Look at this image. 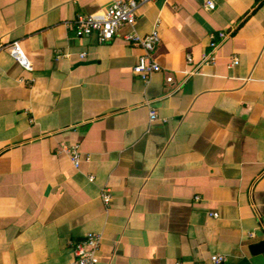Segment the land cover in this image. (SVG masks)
<instances>
[{
	"label": "crops",
	"instance_id": "obj_1",
	"mask_svg": "<svg viewBox=\"0 0 264 264\" xmlns=\"http://www.w3.org/2000/svg\"><path fill=\"white\" fill-rule=\"evenodd\" d=\"M113 1L0 0V41L31 64L0 52V264H73L88 232L98 264H264V0H155L109 42L77 35ZM158 21L147 83L126 36Z\"/></svg>",
	"mask_w": 264,
	"mask_h": 264
},
{
	"label": "built area",
	"instance_id": "obj_2",
	"mask_svg": "<svg viewBox=\"0 0 264 264\" xmlns=\"http://www.w3.org/2000/svg\"><path fill=\"white\" fill-rule=\"evenodd\" d=\"M155 0H114L109 8L102 12H96L92 14H79L74 19V25L76 27L78 36H86L91 34H97L100 43H106L111 41L118 31L123 26H134L136 24L138 10L145 4ZM205 6L212 10L215 8L214 0H206ZM159 21L156 23L153 30L146 35H140L137 32H132L126 37L136 46H140L143 53L138 57V61L135 64L133 71L136 75L142 78L145 82L149 83L154 73L162 70V67L155 61L154 53L157 47L160 45L161 37L158 31ZM222 40L226 39L230 33L220 32ZM212 50L202 55V64H213L216 59V49L218 43L211 42ZM9 49L16 60L25 68H31L30 61L25 56L18 41L3 42L0 41V52ZM66 54L62 52L57 53V58H60ZM82 57L86 56V53L81 54ZM188 63L193 62V57L188 55ZM239 59L234 57L233 64H238ZM168 81H172L171 77L167 78ZM157 118L155 110H151V119ZM63 149L67 150L71 156L73 164L76 168H80L83 162V157L80 153L79 145L72 144L70 146H63ZM89 160V158H86ZM90 180H94V175H89ZM101 197L106 205L109 207L112 202V193L109 188H104L101 191ZM217 215V214H215ZM250 235H254L250 233ZM103 235L100 232H88L78 242L73 243V251L75 260L73 264H98L100 261L99 251L101 249ZM227 261V257L221 254H213L210 256L209 262H196L195 264H222Z\"/></svg>",
	"mask_w": 264,
	"mask_h": 264
},
{
	"label": "water",
	"instance_id": "obj_3",
	"mask_svg": "<svg viewBox=\"0 0 264 264\" xmlns=\"http://www.w3.org/2000/svg\"><path fill=\"white\" fill-rule=\"evenodd\" d=\"M250 249L253 254H263L264 255V240H262L259 243H255L251 245Z\"/></svg>",
	"mask_w": 264,
	"mask_h": 264
}]
</instances>
